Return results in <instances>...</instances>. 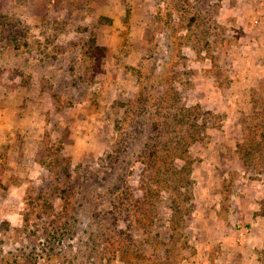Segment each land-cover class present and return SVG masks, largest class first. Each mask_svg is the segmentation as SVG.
Returning a JSON list of instances; mask_svg holds the SVG:
<instances>
[{
	"label": "rangeland",
	"instance_id": "374dc122",
	"mask_svg": "<svg viewBox=\"0 0 264 264\" xmlns=\"http://www.w3.org/2000/svg\"><path fill=\"white\" fill-rule=\"evenodd\" d=\"M0 264H264V0H0Z\"/></svg>",
	"mask_w": 264,
	"mask_h": 264
}]
</instances>
